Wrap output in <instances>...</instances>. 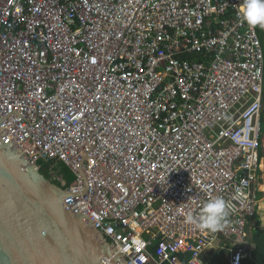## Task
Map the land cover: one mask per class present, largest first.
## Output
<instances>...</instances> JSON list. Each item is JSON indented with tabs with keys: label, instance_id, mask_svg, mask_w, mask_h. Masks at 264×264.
<instances>
[{
	"label": "built area",
	"instance_id": "built-area-1",
	"mask_svg": "<svg viewBox=\"0 0 264 264\" xmlns=\"http://www.w3.org/2000/svg\"><path fill=\"white\" fill-rule=\"evenodd\" d=\"M242 4L0 0V137L51 183L71 173L66 209L123 264H242L251 249L264 47ZM215 197L219 232L186 223Z\"/></svg>",
	"mask_w": 264,
	"mask_h": 264
},
{
	"label": "water",
	"instance_id": "water-1",
	"mask_svg": "<svg viewBox=\"0 0 264 264\" xmlns=\"http://www.w3.org/2000/svg\"><path fill=\"white\" fill-rule=\"evenodd\" d=\"M68 197L0 137V264H123Z\"/></svg>",
	"mask_w": 264,
	"mask_h": 264
},
{
	"label": "clouds",
	"instance_id": "clouds-1",
	"mask_svg": "<svg viewBox=\"0 0 264 264\" xmlns=\"http://www.w3.org/2000/svg\"><path fill=\"white\" fill-rule=\"evenodd\" d=\"M241 19L252 28L264 29V0H243ZM226 218V204L223 198L215 197L206 201L199 216L188 213L186 223L197 230L217 233L221 230ZM237 259H239L237 257Z\"/></svg>",
	"mask_w": 264,
	"mask_h": 264
},
{
	"label": "trees",
	"instance_id": "trees-1",
	"mask_svg": "<svg viewBox=\"0 0 264 264\" xmlns=\"http://www.w3.org/2000/svg\"><path fill=\"white\" fill-rule=\"evenodd\" d=\"M258 35L260 41L264 43V29H258ZM60 173L62 174L64 186L56 185L61 189H64L73 181V176L71 173L63 168L61 169ZM44 177L47 179V175L42 173ZM251 249L243 255L242 264H264V229L258 230L255 229L251 234ZM216 264H227L226 260L219 255L216 258Z\"/></svg>",
	"mask_w": 264,
	"mask_h": 264
},
{
	"label": "rangeland",
	"instance_id": "rangeland-1",
	"mask_svg": "<svg viewBox=\"0 0 264 264\" xmlns=\"http://www.w3.org/2000/svg\"><path fill=\"white\" fill-rule=\"evenodd\" d=\"M263 47H264V43H263ZM263 212H264V203H263ZM263 220L260 222L261 224H259V229L258 230H262L264 229V218H262ZM249 241H251L249 239Z\"/></svg>",
	"mask_w": 264,
	"mask_h": 264
},
{
	"label": "crops",
	"instance_id": "crops-1",
	"mask_svg": "<svg viewBox=\"0 0 264 264\" xmlns=\"http://www.w3.org/2000/svg\"><path fill=\"white\" fill-rule=\"evenodd\" d=\"M262 217L264 218V214H262L261 218H262ZM253 231H254V230H253ZM251 234H252V233H251ZM251 234H250V240H251ZM249 244H250V246H252V245H251V241L249 242Z\"/></svg>",
	"mask_w": 264,
	"mask_h": 264
}]
</instances>
